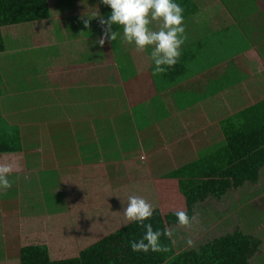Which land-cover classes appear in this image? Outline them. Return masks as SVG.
<instances>
[{"label":"crops","instance_id":"obj_1","mask_svg":"<svg viewBox=\"0 0 264 264\" xmlns=\"http://www.w3.org/2000/svg\"><path fill=\"white\" fill-rule=\"evenodd\" d=\"M48 1L51 9L58 7L56 3L70 4V0ZM72 1L62 14L28 23L39 27H23L21 33L29 38L26 46L0 54L1 122L20 127L23 143L21 153L0 154V164L13 165L12 186L0 190V199H62L57 212L31 219L35 225L61 219L70 224L66 215L70 200L74 214L88 217L103 204H119L124 210L131 195L156 199L151 192L178 181L168 178L171 172L197 160L224 138L223 120L229 119L232 126L234 115L264 101V38L256 46L231 53L222 44L242 22L224 14L226 9L217 10L219 15L200 13L185 23L182 54L191 53L188 68L184 78L171 79L166 73L153 74L151 47L141 51L121 39L102 48L94 44L102 34L100 16L110 15L105 8L110 7L98 0L92 4L81 0L78 5ZM256 2L264 10L262 0ZM219 3L208 2L207 9L216 10ZM242 9L243 22H253L254 12ZM79 16L93 30L70 40V28ZM260 18L264 22V15ZM56 25L63 31L59 37ZM217 53L223 55L221 63ZM174 92L184 93V98L175 101ZM28 132L43 143H32ZM80 140L85 145L70 150ZM106 153L113 160L102 161ZM97 154L100 160L92 161ZM88 166L111 171L109 189L104 183L88 185L82 177ZM105 195L122 199H100ZM45 240L50 244L55 238Z\"/></svg>","mask_w":264,"mask_h":264},{"label":"trees","instance_id":"obj_2","mask_svg":"<svg viewBox=\"0 0 264 264\" xmlns=\"http://www.w3.org/2000/svg\"><path fill=\"white\" fill-rule=\"evenodd\" d=\"M213 1L178 0L184 9V23L193 21L200 13L219 15L217 10L226 9L224 14H231L243 23H240L241 27L236 24L238 29L234 27L236 31L229 32L228 38L226 37L228 44L237 46H228L230 49L226 46L231 53L238 49H249L262 42L264 22L260 17L264 15V10L259 7L257 0H220L216 10L207 9V3ZM242 8L254 12L248 14L255 19L253 22H243ZM53 17L48 0H0V54L10 50L17 52L26 46L29 38L21 32L28 23ZM212 17L215 18L214 15ZM75 26L70 32V40L82 36L88 30L84 22H76ZM152 27H157L156 21H153ZM5 28H9V37H20L17 42L13 38L14 45L11 48L8 47ZM71 44L73 43L70 42V47ZM194 47L195 45L192 46L193 50ZM217 54L220 57L217 62L221 63L223 55ZM190 55L191 53L182 54L179 62L166 72L168 77L176 79L185 76ZM157 77L162 79L159 75ZM2 92L0 89V97ZM174 98L180 102L184 93L174 92ZM232 118V126L229 119L222 121V140L202 151L197 160L168 175V178L178 179L180 191L186 199L187 212L192 219L189 225L182 226L177 223L174 212L164 214L160 208L155 209L153 217L150 218L153 227H167L173 233L171 238H160L161 246L166 250L133 252L130 241L138 239L144 230L131 223L76 255H63L62 248L65 247L62 245L56 246V253H52L51 245L45 240V237H54L57 240V234L51 230L52 224L35 225L31 219L57 212V205L62 199H0V239L6 242L5 247H9L10 241L18 246L20 264H264V237L261 233L254 234L248 229L245 231L238 228L191 249L177 246V240L180 239L178 236L183 234L188 237L194 232L184 233L181 228L189 229L197 225L201 208L208 200L209 204H213L214 199L221 202L223 199H235L236 195L242 194L245 198L240 199V202H246L250 201L252 193L256 196L264 194V191L257 194L253 192V186L264 187V101ZM1 120L0 111V154L21 153L23 143L20 127L5 123L4 117V122ZM103 147L110 149L108 143H104ZM98 156L97 154V158ZM97 158L92 161L98 162L100 159ZM101 158L107 162V158L113 160L114 156L106 153ZM234 206L233 210L240 207V204L235 203ZM211 207L213 208L212 205ZM237 212L251 217L256 226H259V220L264 218V209L262 217L255 213L246 214L242 209Z\"/></svg>","mask_w":264,"mask_h":264},{"label":"rangeland","instance_id":"obj_3","mask_svg":"<svg viewBox=\"0 0 264 264\" xmlns=\"http://www.w3.org/2000/svg\"><path fill=\"white\" fill-rule=\"evenodd\" d=\"M76 1L78 2L77 3L78 5L80 4L79 2L81 0H76ZM83 1L85 3L87 2L86 0H83ZM90 1L91 0H89L87 3L92 4V2ZM98 1L101 4L103 3V0H98ZM73 2L74 1L70 0V4H66L65 2H61L59 4L56 3L58 7L57 8L52 7L51 9L52 14H54V16H58L59 14H62L63 11L70 8ZM262 5L264 6V0H262ZM105 8L109 11V13H111V8H107V7ZM82 20H84V17H82ZM82 20L79 16L77 21L81 23ZM88 22H91V20H88ZM40 25L34 27V25L31 24V25H27L24 27H31L33 29V28L39 27ZM118 27L119 26L114 25V30H116ZM7 29L9 28H5V33L7 36L6 37L7 43H8V47L11 48L14 45V43L12 44V42H13V38L15 37L13 36H12L13 38L9 37L8 35L9 32ZM55 29L56 31H58L57 32L58 37H59V34H63V31L57 25L55 26ZM73 29L74 28L71 27L69 32H71ZM91 30H93V27H89L86 32L90 34ZM120 31H123L122 27L119 28V32ZM19 36H21V34H19ZM261 37L264 38V35L263 36L261 35ZM117 39H120V38L118 37ZM122 44L120 46H122ZM222 45L237 47L236 44L226 43ZM251 45H252V39H251ZM256 53L257 55H259L258 51ZM257 55L255 57H257ZM259 98L260 96L255 97V99L251 103L255 102L256 99H259ZM231 110L235 112L233 107ZM27 137L33 138L32 143H37V142L43 143L44 141V140L42 141L36 140L35 136L32 135L30 132L27 133ZM84 145H85V141L80 140L78 145L76 146L73 145L75 149H70V150L79 151V148L83 147ZM50 151L51 150L49 149V152ZM182 154H185V153L182 152ZM185 157L186 156H183V158ZM151 159L152 158H146V163L147 162L152 163ZM34 162L35 163L37 162L36 158H34ZM71 164L72 162L70 161V165ZM104 168L105 166H102V168L101 167L89 168L88 166L86 169H84L82 173L83 174L82 177L84 178L85 181H88V185L92 183L95 185H98V183H101V184L104 183L105 188L109 189L110 188L109 184L112 183V180L110 179L111 171L104 169ZM102 178H108V179L102 182L101 180ZM263 191H264V187L262 185L253 186V192L255 194L261 193ZM106 192L109 193L108 191ZM151 195L155 196L156 199H146V198L145 199L153 204L154 209L160 208L164 214L174 212L175 210H178V209H183L187 211L186 199H185V196L182 195V193L180 192L178 181H174L173 185L168 186L167 188H164L161 191H159L157 188V191L151 192ZM253 195L254 194L252 193L251 197L248 196L251 199L250 201H246V202H240V199L242 200L243 198H245V195H242V194L236 195L235 199H225V200L223 199L221 200V202L214 199L212 202L213 204H209V200H208L207 203H205L203 207L201 208V213L199 215L200 219H198L197 225L192 226L189 229L181 228L182 229L181 231L184 233L185 232L188 233V231H194V232L188 237L183 234L178 236V238L180 239L177 240V246L179 247V245H181L182 249H187V248L191 249L197 246L198 244L201 245V244L208 242L209 240H213L214 238L220 237L224 234L234 232L238 228H241L242 230H245V231H247L246 229L251 230L250 232L254 234L261 233L264 237V218L259 220L261 224H259V226H256L255 220H253L251 217H246L237 212L238 209H242L244 213L246 214L255 213L258 217L259 216L262 217V214H263L262 211L264 209V194L260 196H256V195L253 196ZM100 199H122V198L120 195H116L114 198H111V197L109 198L108 196L105 195L103 198H100ZM70 201H71V206L69 207L70 210L66 214L70 218V224L67 219H64V220L61 219V220H57L56 224L53 223L51 225V230L55 231V233L57 234L56 237L58 240V241H55L56 240L55 238L54 242L52 241L49 242L52 247L50 248L52 253L53 252L56 253L55 251V249L57 248L56 246L62 245L65 247L64 249L62 248L63 250L62 253L64 252L63 255L65 256L76 255L80 253V251L87 248L88 246L94 244L96 241L113 234L114 232L124 228L128 224H131V222L127 221V218L124 214V210L121 209L122 206L119 204L118 205L113 204V205H107V206L106 204L105 205L103 204L102 206H98V210H96L97 208L94 209L91 212V215L87 217L82 212L80 215L74 214L76 211L75 208H72V204H74V202L72 203V200ZM78 201L79 200L75 201V203L77 204ZM91 203L99 204V202L95 199H91ZM235 203L240 204V207H237L238 209L235 208V210H233V208L235 207L234 206ZM211 205L213 206V208L211 207ZM0 235H1L0 238H2L1 232H0ZM189 240H191L192 242L191 244L188 243ZM5 245H6V242H4L3 239H0V264H20L18 246L13 241H10L9 247H5ZM256 263H259V262H256Z\"/></svg>","mask_w":264,"mask_h":264},{"label":"clouds","instance_id":"obj_4","mask_svg":"<svg viewBox=\"0 0 264 264\" xmlns=\"http://www.w3.org/2000/svg\"><path fill=\"white\" fill-rule=\"evenodd\" d=\"M103 3L111 8V13L107 17L100 16L102 34L94 44L102 48L106 42L116 41L119 37L141 51L151 47L150 58L154 75L166 73L179 62L187 35L184 9L178 0H103ZM153 21L157 22L156 28L152 27ZM114 25L119 27L114 30ZM120 27L123 28L122 36ZM12 172V164H0V190L11 188L9 175ZM154 212L153 204L145 198L138 195L128 197L124 207L127 221L144 230L138 239L130 241L133 252L166 250L161 246L160 238H171L173 233L167 227H153L150 218ZM174 215L179 225L186 226L191 223L192 218L186 210H175ZM188 243L191 244V240Z\"/></svg>","mask_w":264,"mask_h":264}]
</instances>
